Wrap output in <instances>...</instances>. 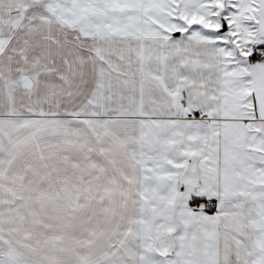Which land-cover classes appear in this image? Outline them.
Returning <instances> with one entry per match:
<instances>
[{"label":"snow or ice","instance_id":"snow-or-ice-1","mask_svg":"<svg viewBox=\"0 0 264 264\" xmlns=\"http://www.w3.org/2000/svg\"><path fill=\"white\" fill-rule=\"evenodd\" d=\"M0 264H264V0H0Z\"/></svg>","mask_w":264,"mask_h":264}]
</instances>
